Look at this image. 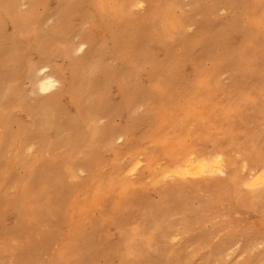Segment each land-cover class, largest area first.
<instances>
[{
  "label": "bare ground",
  "instance_id": "bare-ground-1",
  "mask_svg": "<svg viewBox=\"0 0 264 264\" xmlns=\"http://www.w3.org/2000/svg\"><path fill=\"white\" fill-rule=\"evenodd\" d=\"M86 1L94 16L91 18L83 14L81 21L84 27L94 22L93 30H86L87 36L83 35V30L78 33L83 40L77 46H74L72 41L60 46L59 35L64 33L69 36L73 19L82 9L81 0H0L2 43L6 42L7 25L12 24L17 36L32 37L28 46L30 51H35L40 57H47L48 53L56 51L57 56L70 61L68 68L57 65L38 67L34 61L28 59L26 76L30 81L32 94L50 92L55 89L58 79L63 85L56 93L31 101L24 97L20 87L5 89L2 78L7 74V64L10 61L15 62L17 52L11 49L4 53V50H1L3 47L0 49V177L7 173L9 167L19 166L25 168L29 175L23 181L22 194L18 200V196L8 194L7 186L0 188V224H3L8 215L15 216L16 224L5 229L8 233L10 230H20L26 220L40 221L49 218L57 221V229L43 240L27 244L26 241L20 243L17 239L14 240L18 243V253L24 255L26 252L36 260L35 264H65L72 259L73 252L65 250L54 262L44 260L47 250L55 244L60 226L67 221L68 211L65 208L70 205L72 209L79 208L80 226L82 222L87 221L88 212L92 207L100 206L103 200L115 191L126 193L133 187L132 184L124 182L122 174L127 171L130 176L138 175L140 165L134 164L139 159L132 156L126 167L121 166V157L116 152L115 142L126 138L130 143L131 133L141 127L145 132L135 141L150 142L157 151V148H160L165 156L175 161L174 168L182 163L186 167L185 162L195 156L198 163L206 165L209 172L207 177H213V171L223 170L231 189L227 185L220 187L217 196L220 200L231 197L244 207L246 210L240 214L239 219L242 221L247 209H255L256 203L264 200V195L259 192L252 193L242 189L245 177L250 176L253 170H257V176L259 175L258 170L264 165V148L256 145L251 153L245 150V147H240L236 152L226 150L223 153H197L188 148L190 140L195 141L203 137L209 139L213 135L208 132L202 133L201 136L195 135L189 127L199 122L207 128L208 121L203 119L199 109L213 105L217 92L222 90V76L231 74L232 83H240L235 73L231 72L232 68L249 75H258L264 81V69L259 68L255 62L257 54L253 50L255 45L263 43L262 40L245 41L243 46L229 45L223 52L217 51L225 38L231 37L236 31H242V24L244 39L249 38L251 30H256L261 35L264 33V30L259 29L260 24L264 25V0H254L255 8L250 0H225V9L238 5L236 16L231 22L220 20L215 23L209 22L207 18L211 10L196 5L194 0L187 4L175 0H92L93 4L89 3L90 0ZM210 1L214 3L220 0ZM52 2L56 4L54 9L51 8ZM145 2L149 4L148 25H141L135 8H140L139 5H144ZM23 5H27L24 11ZM40 6L51 15V24L43 17L37 18V8ZM113 25H117V34L110 39L112 44L108 47L104 44L107 38L97 35L102 33L106 36L105 32L108 34L110 26ZM193 25L197 27V32L189 36L186 29ZM169 41L174 43L170 44ZM86 45L88 50L84 55L73 57V53L80 52L79 49ZM22 48L25 49L24 46ZM148 49L152 50L154 55H149ZM4 57L8 58V62L3 61ZM111 60H118L120 66L109 67L107 62ZM205 61L215 63V70L204 69ZM143 65H150L151 70L144 72L142 69H136V66ZM186 66L193 68V74L187 77L182 75V69L185 71ZM67 73L70 74V79H67ZM144 74L155 84L156 89L141 81ZM15 81L16 78L11 83L14 84ZM113 84L118 86L121 93L120 103L110 97L113 91L109 89ZM196 89H200V94L207 92V101L203 100V95L189 98ZM63 93L67 97L66 104L59 103ZM256 93L259 96L257 101L252 93H248L231 97L230 103L237 99L245 105L254 106V109L261 113L263 89ZM8 97H14L13 101L16 102L12 108H6L4 105ZM195 100H198L197 105L194 104ZM184 102L188 104L182 106ZM142 107L147 108V112L140 113ZM171 107L176 109L172 110ZM241 107L243 106L236 110L232 107L228 112L225 120L229 126L219 132L220 136L237 139L231 118L236 115L242 120H248ZM22 113H26V116ZM117 113L125 114L123 128L112 125L111 119ZM181 116L187 122L186 138L181 136L165 140L169 129L175 128L181 122ZM103 118H106L108 123L99 127L98 123ZM14 125L17 127L16 131H12ZM154 129L155 132L151 133ZM220 147L217 144L215 149H221ZM31 150L36 151L34 161L27 159ZM232 153L242 157L241 165L237 164ZM140 155H145L148 162L145 177L150 178L151 183L154 182L156 191L163 193L159 182L165 180L163 177L170 171L165 168L157 169L155 157L144 149L138 153V156ZM59 160H62L63 164L58 163ZM77 163L96 180L93 191L83 193L82 183L73 185L79 176ZM245 163L249 168L247 173L244 171ZM113 166H119V169L114 171ZM46 168L47 176L39 179V172ZM228 170L230 172L227 173ZM193 171L195 173L198 169ZM142 178L144 176L138 177L139 180ZM214 184L222 186L221 183ZM53 193L59 199L58 211L53 207H43L39 203L41 198L50 202ZM89 197L91 202L87 204ZM120 212L121 207L116 206L115 213ZM193 218L190 216L185 220L186 234L199 229L194 227L196 218ZM199 218L200 226L201 215ZM258 228L264 233V213ZM226 237L216 250L209 252L207 264H215L219 253L224 255V252H230L231 248L238 244V235L229 233ZM133 238L140 239V231H136ZM122 240L127 241L125 238ZM201 242L194 244L193 248L200 250ZM148 243L151 244V240ZM130 244L133 246V241ZM4 245L6 246L5 243ZM5 246L0 245V251H3ZM196 251L191 256L197 258ZM0 258L4 260L3 256ZM2 260L0 264H3Z\"/></svg>",
  "mask_w": 264,
  "mask_h": 264
},
{
  "label": "rangeland",
  "instance_id": "rangeland-1",
  "mask_svg": "<svg viewBox=\"0 0 264 264\" xmlns=\"http://www.w3.org/2000/svg\"><path fill=\"white\" fill-rule=\"evenodd\" d=\"M84 1V2H83ZM182 4H187L190 1L196 5H202V7L209 8L211 12L207 15L209 22L215 23L220 20L225 22H231L235 16V10L237 4L225 9V0L218 2H211L210 0H175ZM252 1V7L255 8V2ZM25 2V1H23ZM82 9L76 14L73 19V27L69 30V36L61 33L59 40L60 46H64L67 41H72L74 46H77L83 38L79 35L83 30V35H86V30L91 32L93 25L87 24L85 27L82 25L81 16L83 14L89 15L91 18L94 16L90 6L86 0H81ZM84 3V4H83ZM93 4L92 0H90ZM87 4V5H86ZM1 6V2H0ZM55 2H52L51 8L54 9ZM23 11L26 10L27 5H23ZM214 8V11H212ZM135 13L140 17L141 25H148L149 4L144 3L143 8H135ZM38 17H43L47 20L48 24H51V15L47 13L43 7L37 8ZM234 14V16H233ZM92 21V19H90ZM242 31H236L232 33L231 37L225 38L219 45L217 51L223 52L226 48L235 44L243 46L245 41H253L255 39L262 40L260 45L254 46V51L257 54V62L259 68L264 69V33L261 35L256 30H251L249 38L244 39L243 26ZM111 30L106 36L102 33L97 35L100 38H107V42L104 44L110 47L114 35L117 34V25L110 26ZM84 28V29H83ZM86 28V29H85ZM91 28V29H90ZM260 31L264 30V25H259ZM73 30V31H72ZM15 28L12 24H8L6 27L5 39L6 42L2 43L0 40V49L7 53L12 51L17 52L16 60L14 63L11 61L7 64V74L3 76L5 89L9 90L15 87H20L24 97L29 98L31 101L39 99V97H47L54 94L63 87L59 83L48 93H40L39 95L32 94V87L28 80L26 73L28 68V59L34 61L38 67L41 66H54L66 67L70 66V61L56 55V51H51L47 54V57H40L35 51H30L28 46L31 42V36L19 37L15 33ZM189 36L195 35L197 32L196 26H189L186 29ZM79 33V34H78ZM88 33V32H87ZM13 36V37H12ZM64 40V41H63ZM176 42V40H174ZM233 41V42H232ZM23 42V43H22ZM173 44V41H169ZM227 44V45H226ZM24 46L25 49L22 47ZM230 45V46H229ZM6 48V49H5ZM88 50L86 45L83 51H76L73 53V57H80L84 55ZM27 52V53H26ZM35 52V53H34ZM149 55H154V52L150 49L147 50ZM47 58V59H46ZM62 58V59H61ZM4 62H8V58L4 57ZM109 67L118 68L120 62L118 60H111L107 62ZM215 63L205 61L203 68L207 71L215 70ZM227 64V63H225ZM232 66V65H229ZM217 68V67H216ZM23 69V70H22ZM136 69H142L144 72L151 70L150 65L136 66ZM231 72L235 73L236 78L240 83H232V75L222 76V90L217 92L214 99V103L209 104L205 108H200L199 111L203 115V119L207 122V128L201 123L190 125L189 130L192 134L202 135V133L208 132L213 135L212 138H200L195 141L190 140L188 148L195 150L197 153H223L226 150H232L236 152L240 147H245L249 153L253 151V148L258 145L264 148V94L261 105V113L254 109L252 105H245L244 102L235 100L230 103V98L238 96L240 94L252 93L253 98L257 101L259 98L257 91L263 89L264 93V81L263 78L258 75H249L242 71H237L234 68ZM238 72V73H237ZM193 74L192 66H186L185 71L182 69V75L187 77ZM67 79H70V74H66ZM17 79L14 84L12 80ZM141 81L148 87L156 89L155 84L150 81L147 75H143ZM114 87V88H113ZM110 97L117 103L122 100L121 93L116 84H113L109 91ZM202 96L203 100L208 99L207 92L200 94V89H196L189 98L195 96ZM14 97H8L4 103L6 108H12L16 105L13 101ZM118 100V101H117ZM198 100L194 101V104ZM60 104L67 103V97L62 94L59 100ZM188 102H184L182 106H186ZM232 104V105H231ZM193 105V106H195ZM242 108L243 115L246 120H242L239 116L233 115L231 118L232 126L237 134V139L233 140L228 136H220L219 132L226 129L229 125L225 120L226 115L233 107L236 110L238 107ZM175 110V107H171ZM140 113L147 112V108L142 107L139 110ZM24 117L26 113H22ZM181 122L173 129H169L165 140L168 138L185 136L187 131V122L184 117H180ZM112 125L116 128H123L125 125V114L117 113L111 119ZM108 123L106 118L99 121L98 126L104 127ZM17 127L12 126V131H16ZM156 129L152 130L154 133ZM144 128H139L131 133V142L128 143L126 138L117 140L115 142V149L120 154L121 166H127L132 156H135L136 161L134 165L138 166V175L130 176L126 170L122 175L124 182L132 184L126 193L121 191H115L111 196H107L103 203L98 207H92L88 212L87 221L80 224L79 208L72 209V205L65 208L68 211L67 221L62 224L59 229L55 244L51 246L44 255L46 262H54V259H59L61 253L65 250L73 252L71 260L65 262V264H207V258L210 251L216 250L220 245V242L226 239L229 233L238 235V244L234 245L230 252H224V255L219 253L218 261L215 264H264V233L258 228V224L263 219L264 213V200L256 203L255 209H247L245 218L240 221V214L246 210L231 197H226L220 200L217 196V191L220 187H226L231 189L227 175L223 177L213 176L199 179L188 180H161L162 192L156 191L154 182L151 183L150 178H146L144 172L147 170V164L145 155L138 156L139 152L144 149L146 152L151 153L155 157V164L157 169L165 168L168 172L174 169V163L171 158L165 156L161 152L160 148L154 150L153 145L150 142H142L141 140L135 141L143 135ZM247 132H250L248 134ZM198 136V137H200ZM164 140V141H165ZM106 143V142H105ZM126 144V146H125ZM219 144L221 149H215ZM179 150V149H178ZM222 151V152H221ZM186 152V151H185ZM184 153V152H183ZM36 151L31 150L28 152L27 159L34 161ZM235 161L238 165L242 164V157L237 153H232ZM135 159V160H136ZM58 163L63 164L62 160ZM78 178L73 185L82 183L83 193L93 191L96 186V180L93 175L88 171L82 169L81 164L77 163ZM14 166V165H12ZM119 166H113V170L117 171ZM124 167V168H125ZM42 171V170H41ZM39 172V179L43 176H47L48 168ZM230 170L227 171V173ZM27 175V176H26ZM144 176L141 180L138 177ZM158 176V173H157ZM155 176V178H157ZM26 169L19 166L17 168L9 167L7 173L0 177V188L7 186V191L10 196H18L16 200L21 197L23 181L28 178ZM213 181V183L211 182ZM214 183H221L222 186H217ZM187 185V186H186ZM189 187V188H187ZM243 190L248 189L242 187ZM82 199V197H81ZM80 199V201H82ZM58 196L53 193L51 200L46 201L41 198L40 205L43 207H53L58 211L57 204ZM91 197L88 198L87 204H90ZM81 203V202H79ZM116 206L121 207V212L116 214ZM174 209V210H172ZM157 211V213H155ZM203 211L204 214H201ZM263 211V212H262ZM199 215L202 217V222L199 226ZM190 216L195 219V228L190 234H186L185 220ZM193 218V219H194ZM168 219L169 222H168ZM16 224V218L14 215H8L3 224H0V245L6 244L5 249L0 251L1 256L4 257L3 264H35L36 260L31 258L26 252L23 255L18 253V242L27 243L38 242L43 240L44 237H48L57 228V221L55 219L45 220H26L22 223L20 230H10L6 233V228H11ZM136 231H140L141 238L134 239L133 234ZM127 239L126 242L122 240ZM133 246H131V241ZM151 240V244L148 242ZM130 241V242H129ZM201 242V249L197 250L193 248L194 244ZM193 248V249H192ZM197 250V251H196ZM197 252V258L191 256L193 252ZM135 252V253H133ZM227 254V256L225 255ZM225 259L223 262L222 260Z\"/></svg>",
  "mask_w": 264,
  "mask_h": 264
},
{
  "label": "snow or ice",
  "instance_id": "snow-or-ice-1",
  "mask_svg": "<svg viewBox=\"0 0 264 264\" xmlns=\"http://www.w3.org/2000/svg\"><path fill=\"white\" fill-rule=\"evenodd\" d=\"M139 7L143 8L144 5L140 4ZM79 50L82 52L83 48L81 47ZM220 159H223V157H220ZM185 163L187 165L186 167L182 163L180 166H177L176 168L171 170L163 178L165 180H169V179L188 180V179L206 178L209 175L206 165L203 163H198L196 161L195 156H192L191 160H188ZM196 169H198V171H195L194 173L193 170ZM244 171L246 173L249 171L247 163L244 164ZM258 171H259L258 176H257V170H253L250 176L245 177V182L243 183V187L248 189L249 192L252 193L259 192L261 195H264V165H262ZM211 175L223 177L225 175V172L223 170L213 171Z\"/></svg>",
  "mask_w": 264,
  "mask_h": 264
}]
</instances>
